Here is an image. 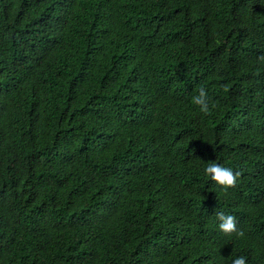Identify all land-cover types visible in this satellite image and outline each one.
I'll return each instance as SVG.
<instances>
[{"label":"trees","instance_id":"16d2710c","mask_svg":"<svg viewBox=\"0 0 264 264\" xmlns=\"http://www.w3.org/2000/svg\"><path fill=\"white\" fill-rule=\"evenodd\" d=\"M238 256L264 264V0H0V264Z\"/></svg>","mask_w":264,"mask_h":264},{"label":"clouds","instance_id":"9594fccd","mask_svg":"<svg viewBox=\"0 0 264 264\" xmlns=\"http://www.w3.org/2000/svg\"><path fill=\"white\" fill-rule=\"evenodd\" d=\"M192 102L199 106V109L203 113H208L210 111V97L208 92L204 88L199 89V93L192 97ZM206 174L211 180L216 181L219 185L224 187L233 186L236 182V177L238 173H234L229 167H223L219 164H210L206 168ZM219 228L225 233H230L237 231L235 219L231 215L219 214ZM243 235L242 232L239 233ZM232 264H246V258L244 256H238L232 260Z\"/></svg>","mask_w":264,"mask_h":264},{"label":"bare ground","instance_id":"6f19581e","mask_svg":"<svg viewBox=\"0 0 264 264\" xmlns=\"http://www.w3.org/2000/svg\"><path fill=\"white\" fill-rule=\"evenodd\" d=\"M109 17V16H108ZM107 19V18H106ZM117 19V18H116ZM110 20V19H109ZM110 23V22H109ZM108 23V24H109ZM112 23V22H111ZM106 25V24H105ZM107 26V25H106ZM115 31V30H114ZM123 35V34H122ZM138 37V36H137ZM133 39V38H132ZM124 41V40H123ZM123 46V45H122ZM103 47V46H102ZM109 48V47H108ZM104 50V49H103ZM102 53V52H101ZM91 54V53H90ZM107 54V53H106ZM103 56V55H102Z\"/></svg>","mask_w":264,"mask_h":264}]
</instances>
